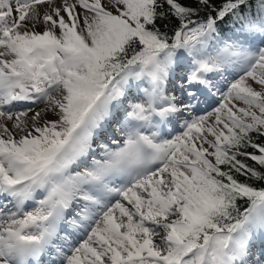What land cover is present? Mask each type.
<instances>
[{
	"label": "snow or ice",
	"instance_id": "snow-or-ice-1",
	"mask_svg": "<svg viewBox=\"0 0 264 264\" xmlns=\"http://www.w3.org/2000/svg\"><path fill=\"white\" fill-rule=\"evenodd\" d=\"M0 264H264V0H0Z\"/></svg>",
	"mask_w": 264,
	"mask_h": 264
},
{
	"label": "rangeland",
	"instance_id": "rangeland-1",
	"mask_svg": "<svg viewBox=\"0 0 264 264\" xmlns=\"http://www.w3.org/2000/svg\"><path fill=\"white\" fill-rule=\"evenodd\" d=\"M213 106H214V105H213ZM39 107H43V105H42V104H41V105H38L37 108H39ZM202 107H205V106H202ZM209 110H210V109H209ZM201 114H202V113H201ZM49 118H52V117H49ZM169 130H170V129H169ZM172 134L175 135L176 133L173 132ZM117 138H118V134H117Z\"/></svg>",
	"mask_w": 264,
	"mask_h": 264
},
{
	"label": "trees",
	"instance_id": "trees-1",
	"mask_svg": "<svg viewBox=\"0 0 264 264\" xmlns=\"http://www.w3.org/2000/svg\"><path fill=\"white\" fill-rule=\"evenodd\" d=\"M173 23H175V22H173ZM170 34H171V33H170ZM248 151H250V152H251V151H253V150L249 148V149H248ZM249 163H252V162H251V161H249ZM240 179L242 180V179H243V177H240Z\"/></svg>",
	"mask_w": 264,
	"mask_h": 264
}]
</instances>
